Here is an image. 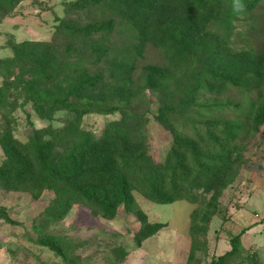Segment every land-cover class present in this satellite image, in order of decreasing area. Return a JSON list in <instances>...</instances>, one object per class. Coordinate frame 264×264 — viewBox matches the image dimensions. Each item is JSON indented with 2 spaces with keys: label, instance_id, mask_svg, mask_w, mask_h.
<instances>
[{
  "label": "trees",
  "instance_id": "1",
  "mask_svg": "<svg viewBox=\"0 0 264 264\" xmlns=\"http://www.w3.org/2000/svg\"><path fill=\"white\" fill-rule=\"evenodd\" d=\"M99 1L104 0H75L67 5L66 11ZM160 1L111 0L117 11H124L121 15L125 24L118 30L125 28L128 32L125 36L132 38L130 43L106 36L113 27L110 20L74 25L69 19L56 26L50 41L38 43L41 52L34 54L38 64L31 68L32 79L22 81L26 97L41 118H51L52 112L58 109H66L72 117L61 128L41 129L24 143L4 133L0 137L5 154L0 165V187L38 193L49 186L53 197L45 216L52 220L62 218L77 202L91 208L93 213L98 209L107 219L114 218L121 206L139 219L135 238L139 243L162 226L145 219L132 191L158 204L182 199L202 204L207 202L206 195H214L223 185L237 164L243 135L264 120V103L260 100L259 111L254 114L249 105L240 118L237 103L213 100L210 104H199L196 99L199 91L220 93L224 80L236 81L239 86L250 82V72L256 66L254 61L247 53L231 50L228 41L233 13L248 12L259 0H186L197 15L177 18L157 31L156 45L164 65L148 66L138 86L131 74L149 36L153 38L148 20ZM220 13L223 33L217 44L209 48L200 70L195 72L189 57L191 46ZM95 34L99 36L86 44L88 50L83 58L69 56L74 45L86 43L80 39ZM62 48L66 57L63 60ZM188 67H191L193 82L177 101H169L165 88L168 78L187 71ZM226 67L230 70L228 76L223 74ZM53 78L55 82H49ZM204 81L208 89L200 87ZM150 85L155 87L152 89L157 91L160 100L155 119L172 134L162 161H154L148 153L146 117L140 111L145 102L141 97L144 88L140 87ZM41 92L54 98L49 106ZM206 92L201 96H206ZM115 111L119 112L118 118L108 120L97 136L81 127L85 113ZM201 114L207 118H196ZM196 216V211H192L190 253L192 246L195 251L194 244L200 239L194 230ZM230 245V250L212 260V264H231V257L239 252V235L231 238Z\"/></svg>",
  "mask_w": 264,
  "mask_h": 264
},
{
  "label": "rangeland",
  "instance_id": "2",
  "mask_svg": "<svg viewBox=\"0 0 264 264\" xmlns=\"http://www.w3.org/2000/svg\"><path fill=\"white\" fill-rule=\"evenodd\" d=\"M73 1L0 0V137L9 133L24 143L41 129L61 128L72 117L66 109L54 110L51 118L39 117L34 104L26 97L22 82L32 79L31 68L38 64L34 54L41 52L38 43L50 41L61 21L69 19L74 25H84L110 20L113 27L106 36L124 44L132 42V38L125 36L128 34L125 28L118 30L125 24L121 15L124 11H117L111 0L67 12V5ZM153 12L148 20L153 38L149 36L131 74L133 83L138 86L148 66L164 65L163 55L156 45L157 31L177 18L197 15L186 0H161ZM220 20L221 13L206 25L199 34L200 39L191 46L189 57L195 72L200 70L209 48L217 44L223 33ZM231 22L228 45L231 50L249 54L256 65L250 72L252 78L243 86L224 80L220 93L199 91L196 103L210 104L213 100L237 103L240 109L236 111L241 118L249 105L254 114L259 111L260 100L264 103V0H259L248 12L235 11ZM98 36L80 39L86 43L74 45L69 56L83 58L89 42L96 41ZM61 50L63 60L65 50ZM191 67L168 78L165 88L169 101H177L193 82ZM229 73L226 67L223 74L228 76ZM200 87L208 89L205 81ZM140 88H144L141 97L145 102L140 111L146 117L147 150L154 161H162L172 134L155 119L160 105L157 91L152 89L155 87ZM203 92L207 93L204 97ZM41 93L49 106L54 98ZM118 116V111L88 112L82 116L81 127L97 136L108 120ZM196 118L207 116L201 114ZM237 159L223 185L214 195H206L207 202L202 204L183 199L158 204L132 191L145 219L162 226L139 243L135 239L139 219L121 206L114 218L107 219L98 209L93 213L91 208L77 202L62 218L52 220L45 216L53 197L49 186L38 193L0 187V264H212V260L230 250L234 235H239L240 248L231 257V264H264V120L243 135ZM4 160L0 147V165ZM194 210L197 213L194 230L200 239L194 244L195 251L192 246L190 253L189 228Z\"/></svg>",
  "mask_w": 264,
  "mask_h": 264
},
{
  "label": "clouds",
  "instance_id": "3",
  "mask_svg": "<svg viewBox=\"0 0 264 264\" xmlns=\"http://www.w3.org/2000/svg\"><path fill=\"white\" fill-rule=\"evenodd\" d=\"M239 7V6H238Z\"/></svg>",
  "mask_w": 264,
  "mask_h": 264
}]
</instances>
